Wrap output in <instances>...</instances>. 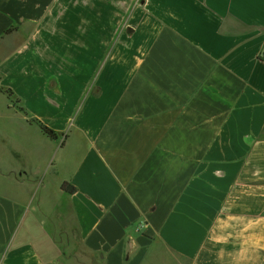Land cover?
<instances>
[{
  "label": "crops",
  "instance_id": "0c3cea01",
  "mask_svg": "<svg viewBox=\"0 0 264 264\" xmlns=\"http://www.w3.org/2000/svg\"><path fill=\"white\" fill-rule=\"evenodd\" d=\"M0 87V264H264V0H0Z\"/></svg>",
  "mask_w": 264,
  "mask_h": 264
},
{
  "label": "trees",
  "instance_id": "16d2710c",
  "mask_svg": "<svg viewBox=\"0 0 264 264\" xmlns=\"http://www.w3.org/2000/svg\"><path fill=\"white\" fill-rule=\"evenodd\" d=\"M12 31V29L7 30L6 34L10 33ZM0 92L2 94H4L6 96V98L12 102L13 104H17L18 100L14 98V95L12 93L11 90L9 89H3L0 87ZM19 112L26 114L25 111L19 107ZM29 123H33L36 126L39 127V129L41 130V132L50 140H56L57 139V133H55L53 130L49 129L48 127H46L45 125H43L42 123H40L39 121H37L36 119H30L28 121ZM61 190L67 194H73L75 193V188L72 187L71 185H69L68 183L64 182L61 185Z\"/></svg>",
  "mask_w": 264,
  "mask_h": 264
},
{
  "label": "rangeland",
  "instance_id": "374dc122",
  "mask_svg": "<svg viewBox=\"0 0 264 264\" xmlns=\"http://www.w3.org/2000/svg\"><path fill=\"white\" fill-rule=\"evenodd\" d=\"M9 107L11 108V110L13 111L12 113L10 112L9 114L12 116L13 115V113H16L17 115H16V117H19V119H21L23 116L21 115V113H19V105H17V104H13L12 102H10L9 101ZM15 117V116H14ZM17 119V118H13V121H15V120ZM0 150L2 151V150H4L2 147H0ZM22 166H24L27 170H31V162H30V159L29 158H24L22 161H21V163H20ZM23 183H28V182H24L23 181ZM26 185V184H25ZM25 187V186H24ZM31 190H29L28 189V187H26L25 188V190L24 191H22L21 193L22 194H17V195H14L15 196V198H17L18 200H20V201H22V202H24V201H27V202H35V200H34V198H33V196H29L27 193L28 192H30ZM36 198V200H37V197H35Z\"/></svg>",
  "mask_w": 264,
  "mask_h": 264
}]
</instances>
